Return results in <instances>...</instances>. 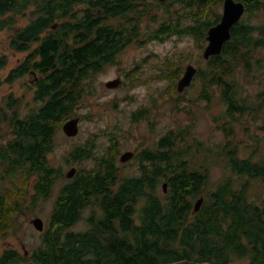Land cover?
<instances>
[{
    "label": "trees",
    "instance_id": "16d2710c",
    "mask_svg": "<svg viewBox=\"0 0 264 264\" xmlns=\"http://www.w3.org/2000/svg\"><path fill=\"white\" fill-rule=\"evenodd\" d=\"M168 1L0 0V32H7L12 51L26 53L3 77L9 57L0 49V85L31 71L37 74L26 86L35 104L25 114L13 93L0 104V239L16 236L21 217L31 215L57 189L38 245L27 249V255L4 248L0 264H228L233 257L264 264V198L257 203L248 195L252 182L264 181V135L261 157L253 146L240 158L235 140L229 138L231 124L220 125L227 131L226 141L218 144L213 158L212 148H205L198 137L189 142L191 129L179 126L140 151L137 171L118 165L117 138L112 137L101 154L90 140L64 159L76 164L91 157L94 165L78 167L68 179L64 168L49 159L56 133L77 115L76 107L91 93L95 76L114 64L126 47L163 42L174 34H191L201 41L220 21V12L211 10L222 0H174L188 9L186 16L171 10ZM241 1L246 16L231 28L222 51L205 59L195 74L202 83L201 98L209 99L212 86H221L223 112L232 120L257 113L264 104V89L256 94L261 100L255 106L235 78L238 62L245 74L261 65L264 19L252 23L246 17L259 16L264 0ZM155 2L166 6V15L151 11ZM187 13L195 23L181 20L190 17ZM145 16L153 26L142 25ZM22 17L26 21L18 25ZM179 59L167 58L160 68V75L171 79L170 96L186 57ZM148 114L139 109L131 117L137 122ZM193 142L208 152L207 158H198L200 165ZM215 157L230 174L210 183L209 164ZM200 196V208L193 212ZM79 221L86 227L72 229Z\"/></svg>",
    "mask_w": 264,
    "mask_h": 264
},
{
    "label": "rangeland",
    "instance_id": "374dc122",
    "mask_svg": "<svg viewBox=\"0 0 264 264\" xmlns=\"http://www.w3.org/2000/svg\"><path fill=\"white\" fill-rule=\"evenodd\" d=\"M168 3H171V10L176 9L178 13L186 16L188 9L184 5L175 3L174 0H169ZM222 6L223 0L212 6L211 12L215 14L214 10H216L221 15ZM151 7V11L156 12V16L162 17L166 15V6L164 4L155 2ZM258 11L260 13L259 16L253 15L249 19L248 14L246 19L252 23H258L261 19H264L261 14V12H264V7L261 6ZM244 15L246 16L245 13ZM187 16L190 17H184L183 22L191 24L193 21L195 23L193 16L188 13ZM175 18L176 16L174 15L173 19ZM25 21L26 18H19L20 24L18 23V25ZM152 23V20L147 18V16L142 19L144 27L146 24L153 26L154 23ZM6 35V31L0 32V49L7 53L9 57L7 66L1 71L3 77L8 73L9 69L17 66L26 55L25 52L12 51L8 47ZM199 43L200 45L203 44V47H200ZM206 44L207 40L205 37L200 41L191 34H176L163 42L153 40L148 43H142L141 46L131 44L125 48L117 56L114 64L95 76L91 93L76 107L77 115L73 117L77 116L79 118L78 133L75 136H67L62 129L56 133L53 151L49 154L51 163L56 166L61 165L64 168V176L68 179L65 173L71 167L76 169L80 166L89 168L94 165V159L91 157L76 164L65 163L64 157L72 149L85 144L87 141L93 140L97 146L95 152L101 154L110 143L111 138L115 137L119 141L120 152L124 153L125 151L141 150L149 147L168 131H176L179 126H188L192 134L188 141L192 142V136L198 137L204 143L205 148L210 147V149L212 148L215 151L212 155L214 158L215 153L217 154L216 150L219 149L218 144L226 141L227 131L220 126L223 124L227 127L231 124L232 132L229 138L235 140V143L240 148L238 157L247 156L254 148L250 144L260 140L261 136L264 135V127H262V124H264V104L261 105L260 111L257 113L252 111L248 114H241V116L236 115L238 117L232 120L223 112L225 105L220 100L221 86L213 85L210 90V98H201L199 93L202 89V83L194 75L189 86L180 92L175 88V92L170 96L169 86L172 83L171 79L168 75H160V68L165 67L166 59L179 62L181 61L179 59L180 55L185 56L186 59L180 75L175 79L176 84L188 64L194 65L197 69L204 66L206 60L203 57V50ZM260 50L258 57L261 65L259 68L249 74H245L246 71L242 64L238 62L236 68L238 72L235 73V78L239 79V83L242 86L243 94L249 95L248 98L255 106L261 100L256 94L264 89V48L261 47ZM167 71L166 67V73ZM31 76L36 77L37 74L35 72L30 73V75L22 79L15 80L12 84L7 82L1 84L0 104L8 93H13L20 98V109L22 114H25L35 104L32 100L31 92H25L27 84H33ZM117 77H121V82L117 87L107 88L105 86V82ZM139 109L147 110L149 114L140 121H133L132 113ZM192 149L193 153L199 152L195 162L200 158L201 160L207 158L208 152L200 144L193 142ZM117 162L120 164L118 158ZM200 162L197 163L200 165ZM205 162L207 164V161ZM128 168L137 171L136 160L129 167L124 168V171ZM209 169L210 183L221 180L230 174L217 161V157H215L214 162L209 164ZM248 192L250 199L259 203L264 198V181L257 179L252 182ZM56 194L57 189L53 191L51 196L42 199L38 208L36 207L31 215L21 217L23 223L18 234L9 236L6 239H0V252L8 247L25 251V249L38 245L40 231L36 230L30 220L33 217L40 216L44 221L45 227ZM84 215H88V211ZM85 227V222L79 221L72 229ZM228 264H248V258L233 257Z\"/></svg>",
    "mask_w": 264,
    "mask_h": 264
},
{
    "label": "water",
    "instance_id": "95a60500",
    "mask_svg": "<svg viewBox=\"0 0 264 264\" xmlns=\"http://www.w3.org/2000/svg\"><path fill=\"white\" fill-rule=\"evenodd\" d=\"M244 11L245 5L243 2L236 0H223V10L220 21L207 30V44L203 50L204 59H208L210 56L217 55L222 51L224 43L231 37V27L239 21ZM52 27H56V24H53ZM196 71L197 68L192 64H188L185 67L183 75L178 79L176 85V88L179 92L183 91L184 88L191 84ZM120 82L121 78L117 77L105 82V86L107 88H115L120 84ZM78 130L79 118L77 116L67 119L62 125V131L67 136H75L78 133ZM133 156V151H125L120 155L119 160L121 162H125L131 159ZM75 172L76 168L71 167L68 171H66L65 175L67 178H71ZM163 189H166V182L163 183ZM202 200L203 197L200 196L195 201L193 212L199 210ZM30 222L36 228V230L42 231L44 229V221L40 216L33 217ZM27 254L28 251L25 249V255Z\"/></svg>",
    "mask_w": 264,
    "mask_h": 264
},
{
    "label": "flooded vegetation",
    "instance_id": "af4514ba",
    "mask_svg": "<svg viewBox=\"0 0 264 264\" xmlns=\"http://www.w3.org/2000/svg\"><path fill=\"white\" fill-rule=\"evenodd\" d=\"M160 1H163V0H160ZM236 1H241V0H236ZM242 2V1H241ZM222 9H223V6H222ZM244 13H245V11H244ZM244 13L242 14V16L244 15ZM242 16H241V18H242ZM181 18V20L183 21L184 20V17L182 16V17H180ZM220 18H221V16H220ZM240 18V19H241ZM239 19V20H240ZM173 20H175V19H173ZM219 22V21H218ZM236 24V23H235ZM234 24V25H235ZM233 25V26H234ZM232 26V27H233ZM231 27V28H232ZM174 35H176V34H174ZM206 35H207V33H206ZM206 35H205V39H206ZM127 48V47H126ZM31 73H34L33 71H31ZM121 78V77H120ZM36 79V77L34 78V80ZM33 80V81H34ZM248 114V113H247ZM257 145H255L254 143L252 144V146H256V147H258V150H259V152H260V157H261V138H260V140H257ZM238 147V146H237ZM150 148V147H149ZM238 150H240V148L238 147ZM133 152H134V156L131 158V159H129V160H127V161H125V162H121L120 161V164H118L119 166H122L123 168H126V167H128V166H130L131 164H133V161L134 160H136V162L138 161L136 158H137V156H138V154L140 153V151H142V149L141 150H138V149H134V150H132ZM121 153L122 152H120V154L118 155V160H119V157H120V155H121ZM139 162V161H138ZM138 162H137V164H138ZM118 163V162H117ZM240 259H244V258H240Z\"/></svg>",
    "mask_w": 264,
    "mask_h": 264
}]
</instances>
